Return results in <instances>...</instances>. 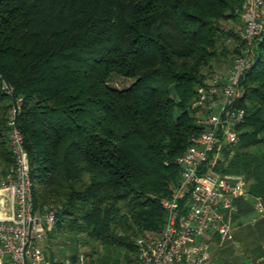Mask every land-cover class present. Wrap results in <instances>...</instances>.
Here are the masks:
<instances>
[{
	"label": "trees",
	"instance_id": "1",
	"mask_svg": "<svg viewBox=\"0 0 264 264\" xmlns=\"http://www.w3.org/2000/svg\"><path fill=\"white\" fill-rule=\"evenodd\" d=\"M241 2L0 0V173L13 163L7 119L17 103L33 210H55L45 235L67 230L94 241L84 256L70 254L72 263L136 264V237L162 229L176 159L204 129L193 106L199 88L224 43L240 53L230 24L242 26ZM113 74L133 80L115 88ZM239 87V140L216 164L248 183L230 216L234 230L257 198L264 204V17ZM242 233L258 237L262 257L264 216ZM214 235L213 264H245L233 254L234 244L246 249L235 232L231 240Z\"/></svg>",
	"mask_w": 264,
	"mask_h": 264
},
{
	"label": "built area",
	"instance_id": "2",
	"mask_svg": "<svg viewBox=\"0 0 264 264\" xmlns=\"http://www.w3.org/2000/svg\"><path fill=\"white\" fill-rule=\"evenodd\" d=\"M263 17L264 0H242L240 53L226 75L212 73L199 88L193 106L202 110L197 122L204 129L176 159L179 176L170 184V196L161 201L165 211L162 229L153 238L136 237V264H213L212 235L233 239L230 216L237 210L236 200L248 195V183L242 175L222 176L216 164L223 148L239 140L238 125L245 116V110L237 104L241 95L239 80L252 64L254 44L263 31ZM4 88L8 86L4 84ZM19 109V104H12L7 119L13 163L0 173V192L8 194H0V264H51L38 241L54 224L55 210L42 214L33 210L29 158L16 125ZM7 206L11 215H1ZM255 209L259 217L264 216V204L258 198ZM55 264L74 263L62 258Z\"/></svg>",
	"mask_w": 264,
	"mask_h": 264
},
{
	"label": "rangeland",
	"instance_id": "3",
	"mask_svg": "<svg viewBox=\"0 0 264 264\" xmlns=\"http://www.w3.org/2000/svg\"><path fill=\"white\" fill-rule=\"evenodd\" d=\"M230 26H232L233 29L237 31L240 28H242L239 20H236L234 23H231ZM224 46L226 47V51H224L225 54L224 55L222 54L219 57L220 59L214 62V64L209 70L210 74L217 73L219 75H226V73L228 72V69L231 66L230 63H232L231 59L234 57V53L232 52L233 47L230 45V43L229 44L224 43ZM132 80H133L132 78H127L121 75L113 74L110 77L109 85L115 88H124L128 86ZM201 111L202 110H197L195 114L199 116L201 115ZM259 218H260L259 212L256 209H253L252 211L249 212L247 216L241 218L240 220L242 221L241 226L234 230L235 235L237 239L239 240V243L243 247H246V249L241 252L240 251L241 247L238 246L237 244H234L233 254L240 255V259L245 264H264V259H262L261 257L257 258L262 252L261 248L258 247V244H259L258 237L251 236L250 238L246 239L244 238L243 233H242L244 225L253 223ZM148 237L153 238L155 237V235L148 234ZM84 238L86 239L85 243L81 241ZM211 241H212L211 246H213V248L217 247V239L215 235H212ZM92 243H94V241L89 240L86 234L82 233L78 235L77 237H73L70 234V232H68L67 230H64L63 233L62 232L56 233L54 237L48 238L46 235H44L38 241V246L44 252V254L50 255V253H52L53 261H58L60 258H63V257L68 258V256L74 253L75 251L78 253L79 256L81 257L84 256L85 254L91 252ZM248 247H252V248H248ZM211 257H212V253H211ZM255 259H256V262H255Z\"/></svg>",
	"mask_w": 264,
	"mask_h": 264
},
{
	"label": "crops",
	"instance_id": "4",
	"mask_svg": "<svg viewBox=\"0 0 264 264\" xmlns=\"http://www.w3.org/2000/svg\"><path fill=\"white\" fill-rule=\"evenodd\" d=\"M239 30H241V29H239ZM238 30V31H239ZM231 64V63H230ZM0 194L2 195V194H4L5 196H7L8 194H7V192H5V191H2V192H0ZM7 203V202H6ZM1 215H11V208L9 207V206H7V208H6V211H5V213H3V214H1Z\"/></svg>",
	"mask_w": 264,
	"mask_h": 264
}]
</instances>
